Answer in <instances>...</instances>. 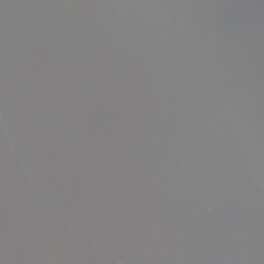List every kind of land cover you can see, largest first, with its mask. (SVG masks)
Returning <instances> with one entry per match:
<instances>
[{
    "label": "water",
    "instance_id": "95a60500",
    "mask_svg": "<svg viewBox=\"0 0 264 264\" xmlns=\"http://www.w3.org/2000/svg\"><path fill=\"white\" fill-rule=\"evenodd\" d=\"M0 264H264V0H0Z\"/></svg>",
    "mask_w": 264,
    "mask_h": 264
}]
</instances>
